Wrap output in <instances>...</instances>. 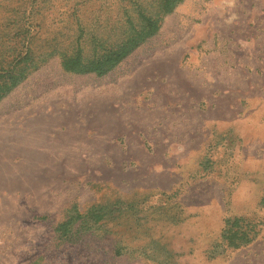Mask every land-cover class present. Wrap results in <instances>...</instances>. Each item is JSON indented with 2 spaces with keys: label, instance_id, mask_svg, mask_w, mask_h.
<instances>
[{
  "label": "rangeland",
  "instance_id": "rangeland-1",
  "mask_svg": "<svg viewBox=\"0 0 264 264\" xmlns=\"http://www.w3.org/2000/svg\"><path fill=\"white\" fill-rule=\"evenodd\" d=\"M163 1L0 0V264H264V0Z\"/></svg>",
  "mask_w": 264,
  "mask_h": 264
},
{
  "label": "trees",
  "instance_id": "trees-1",
  "mask_svg": "<svg viewBox=\"0 0 264 264\" xmlns=\"http://www.w3.org/2000/svg\"><path fill=\"white\" fill-rule=\"evenodd\" d=\"M180 0H164L162 4V10L164 13L171 12L175 5ZM143 20V26L140 30H136L135 33L130 36L126 41L121 43L119 47L113 51H110L107 54H104L101 58L95 60H84L80 51L76 56L69 57L65 65L70 70L75 72L87 73V72H97L99 74H104L112 69L116 64L120 62L127 54H129L136 46L143 42L147 37L155 34L159 28V20L154 17H147L144 13H140ZM14 71H8L5 76H2L0 80V99L12 88L14 87L22 77H24L23 71H20L19 74H14ZM106 206H94L92 207L87 214L81 213L77 208L69 214L68 218L61 222L56 230L60 233L61 237H68V231L71 230L72 225L81 220V224H85L88 220V216L94 217V222H99L104 218V210ZM239 220H229L224 229V237L229 239L232 245L238 246L235 243L236 235L239 234Z\"/></svg>",
  "mask_w": 264,
  "mask_h": 264
}]
</instances>
